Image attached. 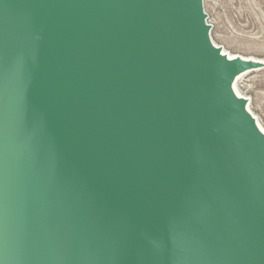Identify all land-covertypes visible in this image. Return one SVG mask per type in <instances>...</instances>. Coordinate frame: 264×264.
<instances>
[{"label":"water","instance_id":"95a60500","mask_svg":"<svg viewBox=\"0 0 264 264\" xmlns=\"http://www.w3.org/2000/svg\"><path fill=\"white\" fill-rule=\"evenodd\" d=\"M203 0H0V264H264V133Z\"/></svg>","mask_w":264,"mask_h":264},{"label":"rangeland","instance_id":"374dc122","mask_svg":"<svg viewBox=\"0 0 264 264\" xmlns=\"http://www.w3.org/2000/svg\"><path fill=\"white\" fill-rule=\"evenodd\" d=\"M211 39L224 54L264 62V0H203ZM235 92L247 99V108L264 130V67L244 74Z\"/></svg>","mask_w":264,"mask_h":264},{"label":"bare ground","instance_id":"6f19581e","mask_svg":"<svg viewBox=\"0 0 264 264\" xmlns=\"http://www.w3.org/2000/svg\"><path fill=\"white\" fill-rule=\"evenodd\" d=\"M223 51V50H222ZM227 55V57L228 58H233V57H235V56H240V57H242V58H244V59H251V60H255V61H260V62H263L262 60H260V59H257V58H250V57H246V56H242V55H235V56H231V55H229V54H226ZM264 63V62H263ZM256 70V69H255ZM251 71H254V70H248V71H246V72H244V73H242V74H240V75H238L236 78H235V81H234V83L236 82V80L238 79V78H240L241 76H243L244 74H247L248 72H251ZM234 83H233V89H234ZM234 92H235V90H234ZM235 94L237 95V96H239L236 92H235ZM244 98H246V97H244ZM246 108H247V105H246ZM247 110H248V108H247ZM249 111V110H248ZM251 113V112H250ZM252 114V113H251ZM253 115V114H252ZM254 117V116H253ZM255 118V117H254ZM256 120V119H255ZM256 123H257V121H256ZM257 125H258V127H259V129L264 133V130H262V128L259 126V124L257 123Z\"/></svg>","mask_w":264,"mask_h":264}]
</instances>
